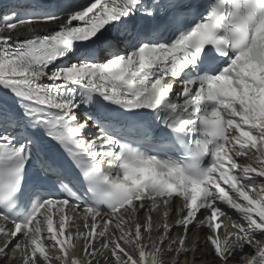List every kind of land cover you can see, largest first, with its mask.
Masks as SVG:
<instances>
[{
  "label": "snow or ice",
  "instance_id": "snow-or-ice-1",
  "mask_svg": "<svg viewBox=\"0 0 264 264\" xmlns=\"http://www.w3.org/2000/svg\"><path fill=\"white\" fill-rule=\"evenodd\" d=\"M0 92V264H264V0H23Z\"/></svg>",
  "mask_w": 264,
  "mask_h": 264
},
{
  "label": "bare ground",
  "instance_id": "bare-ground-1",
  "mask_svg": "<svg viewBox=\"0 0 264 264\" xmlns=\"http://www.w3.org/2000/svg\"><path fill=\"white\" fill-rule=\"evenodd\" d=\"M204 232H205V230H202L201 235H204ZM249 251H251V250L249 249ZM205 256H207V253H205ZM206 264H207V261H206Z\"/></svg>",
  "mask_w": 264,
  "mask_h": 264
}]
</instances>
